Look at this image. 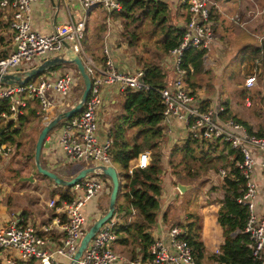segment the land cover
I'll use <instances>...</instances> for the list:
<instances>
[{
	"label": "built area",
	"instance_id": "built-area-1",
	"mask_svg": "<svg viewBox=\"0 0 264 264\" xmlns=\"http://www.w3.org/2000/svg\"><path fill=\"white\" fill-rule=\"evenodd\" d=\"M34 0H0V7H8L11 11L9 27L12 31L14 49L8 55L0 57V74L22 73L37 66L44 60L61 55L68 45L81 59L85 71L91 80V90L78 115L65 119L61 125L59 144L66 157L72 160H92L96 167L112 166L109 136L100 137L98 110L102 104L103 90L121 91L126 88L143 90L148 85L142 81L143 70L121 72L117 70L107 47L103 53L107 56L104 63L97 62L84 49L83 39L89 11L100 6L105 12L120 11L121 0H72L83 9V14L74 19L69 14V20L50 33L44 34L33 29L30 21L31 3ZM67 7L69 0H62ZM209 0H183L187 5L189 20L183 27V35L179 44L171 49L165 57L169 60L173 77L161 87L158 92L163 104V124L165 127L171 120H177L184 125L185 136H192L206 141L220 139L231 148L241 152L240 160H235V166L244 178V190L237 199L246 206L248 217L243 233L250 240L251 261L247 264H264V213L256 211L258 185L256 170L264 175V136H257L232 118H225V107L221 103L201 107L196 94H191L185 84L186 71L182 67L183 53L189 48L209 49L214 42V21L208 6ZM36 60V61H33ZM24 66V67H23ZM25 70H22V69ZM255 69L244 80L247 87H252L256 81ZM74 77L70 72L50 70L32 82L24 84H1L0 101H6L7 111H0V126L10 120L16 121L29 105L28 100H37L44 124L52 118L51 111H64V97L70 92ZM71 108V106L69 107ZM68 108V109H69ZM56 111V112H57ZM55 112V113H56ZM5 121V124L1 122ZM11 147V148H9ZM0 147V155L5 156L14 146ZM232 157L228 156L226 164L217 174L220 179L230 174ZM148 152L141 153L134 166L146 167ZM97 174H101L99 169ZM105 182L98 179H81L73 185L75 197L57 199L48 202L50 208L64 216L65 222L55 218V223L61 225L64 236L60 244L52 246L47 236H41L24 220L13 219L0 225V256L6 264H59L57 257L72 259L79 242L87 229H84L86 216L83 207L87 201L99 194ZM114 217L108 223L101 225L97 233L88 243L76 264H195L193 249L182 235L181 226H173L168 230L169 242L154 239L148 246V258L124 260L111 247L116 239ZM44 231L47 228L43 227ZM220 253L219 249H215ZM224 264V263H216Z\"/></svg>",
	"mask_w": 264,
	"mask_h": 264
},
{
	"label": "trees",
	"instance_id": "trees-1",
	"mask_svg": "<svg viewBox=\"0 0 264 264\" xmlns=\"http://www.w3.org/2000/svg\"><path fill=\"white\" fill-rule=\"evenodd\" d=\"M121 4L120 11L110 14L104 10L96 9L86 23L83 39L85 52L97 62L104 63L107 56L102 50L108 25L107 19L111 16L113 20H119L122 25L120 37L128 47L136 49L135 52H132V56L139 69L143 70L142 81L148 85V88L143 90L126 88L119 91L123 98L122 111L116 114L113 122H110L108 132H106L112 140L110 146L112 166L119 167L117 173L119 190L115 209L120 213L119 217L123 216L121 218L125 220V225L117 224L114 232L116 236L122 237L121 241L127 240L128 235L138 240L142 251L140 258L147 259L148 246L154 240L149 230L156 223L163 181L172 175L176 177L177 181L199 186L209 180L211 172L218 174L219 169L228 161V156H231L230 174L221 179L218 185L223 196L217 212V222L223 241L220 253L213 254L212 260L224 264H247L251 261L250 240L242 230L248 217V211L246 206L237 201L244 190V178L241 171L235 166V160H240L241 152L231 148L220 139L206 141L192 136H185L180 143H174L168 155L163 152L166 133L163 124V104L158 90L167 83V79L169 80L167 69L164 67L167 64L165 57L171 49L179 44L183 35V27L190 16L187 5L182 4L183 7L185 6V13L182 15L178 14V10L172 11L175 13L172 18L174 22H169L171 8L166 0H121ZM257 4L262 7L261 10L255 12L263 14L264 0H255V6H258ZM6 12H8V19L3 22L1 16ZM210 14L212 17V8ZM10 19V9L0 7V28L7 25L9 27ZM151 39H153L152 42ZM263 48V44L251 48V55L253 54L251 59H257L256 57H259L264 51ZM206 53V48H189L183 53L182 67L186 71L185 84L191 94H196L203 87L204 92L205 90L211 91L210 94H204L205 96L215 92L216 86L214 83H210L209 72L204 69L203 59ZM262 56L264 55L262 54ZM55 69L56 67H52L47 71ZM37 77L29 81L32 82ZM216 94L214 93V97ZM29 102L25 112L18 116L16 123L7 122L0 126V143H8L10 146L16 144L19 148L21 143L17 138L26 136L24 128L27 126L33 129L37 125L36 136L39 134L45 125L42 115L38 113L40 105L34 99H29ZM223 105L225 118L238 121L249 132L257 136H264L262 125L255 129L248 122L232 114L228 103H223ZM201 107H206V105L203 104ZM2 110H8L6 101H0V111ZM59 112L61 111H57L52 118ZM34 120L35 122L31 123ZM64 120L59 121L54 128L61 127ZM143 152H148L146 167L134 166L138 156ZM32 156L34 157V147ZM33 166L37 171L34 160ZM60 198L70 199L71 196L63 192L60 194ZM118 198L121 199V202L118 201ZM60 202L58 200L57 203ZM130 217L132 219L127 221ZM189 217L193 218L183 226L185 232L182 237L193 249L194 263L202 264L204 246L198 232V217L192 215ZM123 232L125 234H121ZM135 255L134 251L130 250L129 256L134 258ZM33 264L38 263L34 262Z\"/></svg>",
	"mask_w": 264,
	"mask_h": 264
},
{
	"label": "crops",
	"instance_id": "crops-1",
	"mask_svg": "<svg viewBox=\"0 0 264 264\" xmlns=\"http://www.w3.org/2000/svg\"><path fill=\"white\" fill-rule=\"evenodd\" d=\"M166 1H168L173 8L178 7L176 8V10H178V14L182 15L185 13V6L183 7L182 5L184 4L183 0ZM245 1L247 2L246 6L243 4V2ZM252 1L254 0H209L208 6L210 10L212 8L215 39L211 44L210 49L207 50V53L204 56L203 63L205 70L214 69L215 74L218 76L220 74H223L222 71L225 70L228 65H232L231 68H233L234 65H238L239 63H242V65H244V63L247 62L253 64L252 70L255 69V73H257V66L260 65V62L258 61V57H256L257 59L255 60L251 59L253 58V54L251 55V48L258 45L262 46V44L264 46V13L257 14L255 11L250 12L251 10L247 9L246 7H248V5L250 4L249 2ZM230 7H234L236 8V10L233 11ZM96 9L103 10L100 6L93 7L89 11L87 21L89 20V17L93 15V12ZM231 12H234L233 15H229ZM69 14L74 19H78L83 14V9L78 3H75L72 0L68 1L67 7L64 6L62 0H34L31 3L30 21L33 29L47 34L52 32L57 26L67 22L69 20ZM1 19L3 20V22L6 21L8 19V12L4 14L2 13ZM107 24V30L104 38V47H107V50L111 54L117 70L121 72H135L139 69V67L134 57L132 56V53L129 54L125 51L128 45L126 42L122 41L120 37V32L122 30L121 22L119 20H113L110 16V18L107 19ZM114 32H117V34L119 35L115 38V41H113L112 39V35L114 36ZM13 49L14 43L12 41V31L7 25L3 28H0V57L8 55L13 51ZM262 54L264 55V51L262 52ZM208 61H210L214 68L213 66H210V68L207 67L206 63ZM234 62L235 64H232ZM261 66L263 69V74H261V81L256 82L252 87H247L245 84L242 85L243 90L242 92H240L239 100L241 99L242 101L240 102L242 103H245L247 101L248 106L250 105L251 101L257 102L256 104L264 101V59ZM22 70L25 69L23 68ZM167 74L169 78L172 75L169 70H167ZM234 74L237 75V73L232 72L233 78ZM246 76L244 77V80ZM218 85L219 82H215V86L217 88ZM258 91L259 94H257ZM115 92L116 91L112 88L104 89L102 93L103 100L101 106L107 104V102L109 101L111 103H114ZM198 92L200 95H196L198 96L200 103L203 105L207 102L208 105L209 99L214 97V93H217V89H215V92L209 96L201 94V92H204V88L199 89ZM244 94L246 96H244ZM237 102L238 99L233 101V106L230 107V109L235 110L236 114L234 115H237L238 118L243 120L240 117ZM31 103H33V101ZM101 106L98 110V123L99 134L100 137L103 138L104 136H107L106 132H108L110 127V119L105 117L104 113L102 112ZM56 111L57 108L51 111V115L53 116ZM244 121L248 122V124L253 126L254 128H258L260 125H262L264 128L263 122H260L258 125H256L257 127H255L254 122L251 123L247 120ZM10 122L16 123L17 120H10ZM30 129L31 128H29V130ZM31 130L36 136V132L38 130L37 125L36 128H33ZM165 133L166 141L163 145V152L168 155L170 149L172 148V145L179 142L180 140L182 141L185 138V128L181 122L177 120H171L165 127ZM60 134L61 129L58 132V136L50 133L46 137V139L49 141V146L44 147L45 150L43 151V157L48 163V167L46 168L51 171H53L52 168L56 167L57 154L64 155V153H62L63 150L61 148V145L59 144ZM27 138H29L28 140L30 141V134L27 136ZM0 147L9 146L8 143H0ZM14 147L15 149L8 151L5 156L0 155V173L1 171H4V169L6 170V168L10 167L13 160L12 157L14 155H17L19 148L16 146V144H14ZM114 167L118 173L119 167L116 165H114ZM33 175L34 174H32V169L29 168L28 173L26 175H22L19 179L22 181L23 177H31V181H33ZM10 178V181L12 182L14 177L10 176ZM255 178L258 185L256 211L258 213H264V175L260 173L259 170H256ZM220 182L221 179L219 178V176L212 172L210 173L209 180L205 181L199 186H194L190 183L177 181L176 177L172 175L167 177L162 184L160 195V209L156 218V223L149 230L152 237L154 239L159 238L165 243H168V230L171 227L181 226L182 228H184L183 226L186 225L187 222H189V219L193 218L189 217V215L196 216L198 217L197 225L199 226L198 232L200 240L204 246L201 259L202 264H216V261L212 260V255L216 253V248H218L220 251V246L223 241L221 231L217 222V212L221 206V198L223 196L222 192L218 188ZM178 184L189 185L191 187L187 188L184 192L181 193L178 190ZM111 186V180L110 182L105 181L103 190L99 194L91 197L84 205L83 212L87 218L84 229H87L88 223L91 219H93L92 216H94L93 221H95L98 217L105 213V211H107ZM5 188L6 183H3L0 180V225L8 222L9 220L21 218L25 223V218L22 211H15L16 209H13V201L9 200L8 198L5 202L3 201L4 198H6L5 195L7 192ZM57 198L58 197H51L49 198L48 202L52 199ZM60 200L62 199L59 196V201ZM118 201L121 202V199L118 198ZM48 208L50 207L48 206ZM100 213L102 214L99 215ZM119 215L120 213L115 209L113 217L116 226L117 224L125 225V220L121 218L123 216L119 217ZM47 216V222L41 223L40 228L38 229H35L34 227L33 228L41 236H47L48 238H50L52 241V246H54V244L58 245L62 241L64 230L61 225L56 224L54 220L58 217L60 218L61 222L64 223L65 218L64 216L56 213L53 207L50 208ZM131 219L132 217L128 218L127 221ZM43 227L47 228V231H44ZM121 234H125V232ZM121 238L122 237H119V235H117L115 241L111 244L112 249L118 255L122 256L124 260H132L140 258L142 256V251L138 240H135L130 235H128L127 240L121 241ZM130 250H133L136 254L134 258H131L129 256ZM5 259L6 258H4L3 256H0V264H6ZM59 259L60 258H58L57 260L59 261Z\"/></svg>",
	"mask_w": 264,
	"mask_h": 264
},
{
	"label": "rangeland",
	"instance_id": "rangeland-1",
	"mask_svg": "<svg viewBox=\"0 0 264 264\" xmlns=\"http://www.w3.org/2000/svg\"><path fill=\"white\" fill-rule=\"evenodd\" d=\"M250 3V4H249ZM247 9L251 10L250 12L259 11L261 10L262 5L257 4L258 6H255V0L252 2H249ZM243 4L246 6L247 2H243ZM171 10L169 14L170 20L169 22H174L172 18L175 16V13H172V11L176 10L178 7H172L170 5ZM232 8L233 11L236 10L234 7ZM248 10V11H249ZM234 12H231L229 15H233ZM147 29V28H146ZM145 29V30H146ZM119 35L117 32H114V36L112 35L113 41H115V38ZM153 39H151V42ZM210 49V48H209ZM208 50V49H207ZM125 51L129 54L132 52H135L136 49L134 47H127ZM248 57V56H246ZM264 59V56L262 54L259 55L258 61L260 62V65L257 66V82H260L261 76L259 78V74H263L262 69V61ZM204 60V59H203ZM36 61V60H33ZM249 62V61H248ZM165 63H167L164 67L172 73L171 65L169 60H165ZM207 67L210 68V66H213L210 61L207 63ZM232 64H235L232 63ZM232 66V65H231ZM230 65H228L225 70H223V74L216 75L214 69H209V76L211 78L210 83L219 82L217 89V94L215 97L209 99V104L207 105V102L205 103L206 106H211L215 103H228L229 108L233 106V101L238 99V107L240 112V117L243 120H247L251 123L254 122V126L257 127L260 122L264 123V101L259 102V104H256V102H250V105L248 106L247 101L245 103H242L240 97V92H242L244 84V77L249 74L252 70L253 64L245 62L244 65L242 63H239L238 65H234L233 68H231ZM214 68V66H213ZM57 71H66L70 72L74 77V84L70 90V92L64 97V109H68L71 105L76 104V102L80 98V91L82 93V80L81 77L75 67V65L69 63V64H60L56 66ZM232 72L237 73L234 74V78L232 77ZM236 75V76H235ZM170 76V75H169ZM173 77V74L170 78ZM169 78V79H170ZM168 80V79H167ZM204 88V87H203ZM212 88V87H211ZM210 90H205V92H201V94H210ZM80 94V95H79ZM114 96L115 102L111 103L110 101L107 102V104L101 106L102 112L104 113L105 117L110 119V122H113L115 119L116 114L120 113L122 111V104H123V98L121 96V92L116 91ZM197 95L199 92L196 93ZM200 95V94H199ZM244 96H246L244 94ZM236 97V99H235ZM238 97V98H237ZM202 105V104H201ZM232 114H236L235 110L230 109ZM63 121V120H61ZM3 124H5L4 120H1ZM32 121L31 123H34ZM31 125V124H30ZM30 128V127H29ZM28 126L24 128V134L26 133V136L24 138H17V140L21 143L19 145V151L17 155H14L12 158V162L9 168L4 169V171H1L0 173V180L3 183H6V195L4 198V202L7 200L13 201V209H16L15 211H22L23 216L25 218V223L27 225H30L34 227L35 229L40 228V224L43 222L48 221L47 213L50 211V208L47 206V202L49 198L51 197H58L61 193L66 192L71 197H75V193L73 191V186H63L58 185L53 182L49 177L46 175L41 174L38 170L36 171L33 166V147H34V140H35V134H33V131L29 130ZM256 129V128H255ZM60 130V126L54 128L51 133L55 136H58V132ZM32 131V132H31ZM30 134V141L28 140L27 136ZM28 134V135H27ZM181 140L179 141V143ZM10 146V145H8ZM45 150L44 147H42V155H41V166L42 168L48 167V163L43 157V151ZM63 153V152H62ZM57 164L56 167L52 168L55 173H57L59 176L65 179H69L73 176H75L80 170L94 167L96 166V163L92 160H72L64 155H58L57 154ZM8 166V165H7ZM15 167V168H14ZM29 168L32 169L33 175V181H21L19 178L22 175H26L29 171ZM5 176V177H4ZM10 176L14 177L12 182L10 181ZM83 179L85 180H91V179H98L100 182L104 183L105 181L110 182V178L103 174H97L96 172L88 173L86 174ZM103 190V189H102ZM1 191V190H0ZM103 213V212H102ZM100 213L99 215H101ZM106 213V211H105ZM104 213V214H105ZM94 219V216H92ZM91 217V218H92ZM93 219L90 220V222L87 225V229L91 226V224L94 222ZM113 217L109 220H107L105 223H108L111 221ZM59 259V264H68V260L66 258L58 256L57 259Z\"/></svg>",
	"mask_w": 264,
	"mask_h": 264
},
{
	"label": "water",
	"instance_id": "water-1",
	"mask_svg": "<svg viewBox=\"0 0 264 264\" xmlns=\"http://www.w3.org/2000/svg\"><path fill=\"white\" fill-rule=\"evenodd\" d=\"M65 45V52L61 55L54 56L51 58H48L44 60L42 63L38 64L35 67H32L22 73H6V74H0V83L1 84H24L28 82L30 79L35 78L42 74L43 72L51 69L52 67H56L60 64H73L75 65L81 80L83 82V91L80 95L79 100L76 102L74 106H72L69 109H66L64 111L59 112L56 114L47 124L43 126L41 131L39 132L36 143L34 146V164L37 168V170L43 174L49 177L55 184L63 185V186H73L77 182H79L86 174L96 172L97 169L101 171V174L106 175L111 180V190L109 195V202L107 206V211L105 214L98 217L91 226L85 231L84 235L82 236L78 248L76 252L74 253L72 259L68 262V264H76L77 260L83 253V251L86 249L88 243L90 240L94 237V235L97 233L99 228L102 224H104L107 220L111 219L113 217L116 202H117V196H118V190H119V179L118 174L114 166H94L89 167L80 170L75 176L71 177L70 179H65L59 176L57 173L47 169L42 168L41 162H40V156H41V150L42 147H48L49 141L46 139L47 135L50 131L54 129V127L58 124L59 121L68 119L72 117L73 115L80 112L83 108V104L86 101L90 90H91V80L88 76V74L85 71V67L79 56L68 47L66 43ZM23 180H32L31 177L22 178ZM178 190L182 193L187 188H190L189 185H182L178 184Z\"/></svg>",
	"mask_w": 264,
	"mask_h": 264
}]
</instances>
